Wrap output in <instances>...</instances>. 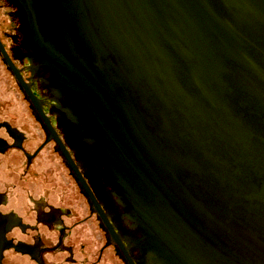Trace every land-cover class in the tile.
Listing matches in <instances>:
<instances>
[{
	"label": "flooded vegetation",
	"instance_id": "flooded-vegetation-1",
	"mask_svg": "<svg viewBox=\"0 0 264 264\" xmlns=\"http://www.w3.org/2000/svg\"><path fill=\"white\" fill-rule=\"evenodd\" d=\"M113 1L0 0V264H175L157 215L178 203L115 146L130 114L155 134L134 105L138 65L116 47L140 1L132 17Z\"/></svg>",
	"mask_w": 264,
	"mask_h": 264
},
{
	"label": "water",
	"instance_id": "water-1",
	"mask_svg": "<svg viewBox=\"0 0 264 264\" xmlns=\"http://www.w3.org/2000/svg\"><path fill=\"white\" fill-rule=\"evenodd\" d=\"M138 2L132 43L116 47L138 65L134 105L155 136L130 114L115 146L132 145L144 184L178 203L157 215L175 264H264V0Z\"/></svg>",
	"mask_w": 264,
	"mask_h": 264
}]
</instances>
